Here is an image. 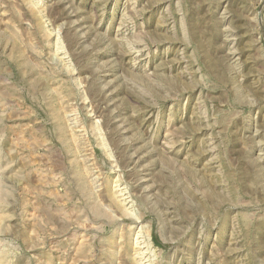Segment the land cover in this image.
<instances>
[{
	"label": "rangeland",
	"instance_id": "rangeland-1",
	"mask_svg": "<svg viewBox=\"0 0 264 264\" xmlns=\"http://www.w3.org/2000/svg\"><path fill=\"white\" fill-rule=\"evenodd\" d=\"M0 264H264V0H0Z\"/></svg>",
	"mask_w": 264,
	"mask_h": 264
}]
</instances>
